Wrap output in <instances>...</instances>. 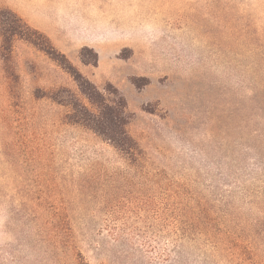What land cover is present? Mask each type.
<instances>
[{
  "label": "rangeland",
  "instance_id": "1",
  "mask_svg": "<svg viewBox=\"0 0 264 264\" xmlns=\"http://www.w3.org/2000/svg\"><path fill=\"white\" fill-rule=\"evenodd\" d=\"M5 8L63 57L0 36V264H264V0ZM67 68L123 97L136 154L67 122Z\"/></svg>",
  "mask_w": 264,
  "mask_h": 264
},
{
  "label": "trees",
  "instance_id": "2",
  "mask_svg": "<svg viewBox=\"0 0 264 264\" xmlns=\"http://www.w3.org/2000/svg\"><path fill=\"white\" fill-rule=\"evenodd\" d=\"M6 14H10L13 19L8 24L2 20ZM0 36L1 52L4 57L11 52V40L16 36L25 38L43 49L54 60H57L55 55L63 57V54L55 50L51 44L48 49H45L39 40L45 36L31 28L15 12L7 8L0 10ZM67 69L74 77L81 94L85 98V101H81L65 88L51 93L50 97L53 100L67 107V122L92 131L110 142L114 148L123 154L129 156L136 154L138 144L126 128L130 116L126 110V102L123 97L118 94L117 90L105 94L75 69ZM62 92H68L72 98L69 100L63 98L60 95Z\"/></svg>",
  "mask_w": 264,
  "mask_h": 264
}]
</instances>
